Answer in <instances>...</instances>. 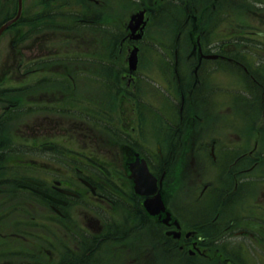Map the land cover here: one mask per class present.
Returning <instances> with one entry per match:
<instances>
[{
  "label": "flooded vegetation",
  "instance_id": "af4514ba",
  "mask_svg": "<svg viewBox=\"0 0 264 264\" xmlns=\"http://www.w3.org/2000/svg\"><path fill=\"white\" fill-rule=\"evenodd\" d=\"M20 5L4 27L0 0V264H264V0Z\"/></svg>",
  "mask_w": 264,
  "mask_h": 264
},
{
  "label": "rangeland",
  "instance_id": "374dc122",
  "mask_svg": "<svg viewBox=\"0 0 264 264\" xmlns=\"http://www.w3.org/2000/svg\"><path fill=\"white\" fill-rule=\"evenodd\" d=\"M79 12L82 11V9L79 8L78 10ZM90 38V34L87 33V32H79L78 33V38L80 39H84V38ZM160 39H162V37H160ZM87 40V39H86ZM78 51H85V49H78ZM153 55H156L155 57H157V54H151L150 57H154ZM154 57V58H155ZM152 85L150 86V88L152 89ZM147 117H149L147 115ZM145 120H147V123L145 124V128L143 129V133L148 134V136H150V134L152 133V124H153V120L149 117V118H145ZM209 163V162H208ZM217 174L218 176H221V174L217 171V168L216 166L215 167H212V165H209L208 166V173H207V177H206V180H212V181H216L217 179Z\"/></svg>",
  "mask_w": 264,
  "mask_h": 264
},
{
  "label": "water",
  "instance_id": "95a60500",
  "mask_svg": "<svg viewBox=\"0 0 264 264\" xmlns=\"http://www.w3.org/2000/svg\"><path fill=\"white\" fill-rule=\"evenodd\" d=\"M2 30H0V32H1Z\"/></svg>",
  "mask_w": 264,
  "mask_h": 264
}]
</instances>
